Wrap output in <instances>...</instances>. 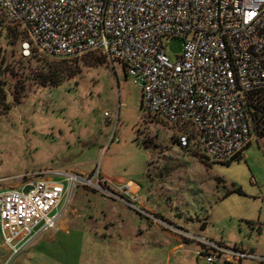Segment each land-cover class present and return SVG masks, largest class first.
Returning a JSON list of instances; mask_svg holds the SVG:
<instances>
[{
  "label": "rangeland",
  "instance_id": "374dc122",
  "mask_svg": "<svg viewBox=\"0 0 264 264\" xmlns=\"http://www.w3.org/2000/svg\"><path fill=\"white\" fill-rule=\"evenodd\" d=\"M22 41L3 42L0 191L20 189L37 174L96 169L110 189L75 188L53 212L66 208L57 230L12 264H206L200 239L256 258L241 264H264V138L225 164L204 161L194 149L186 154L176 127L143 114L140 90L120 66H91L98 53L20 57ZM181 48L173 40L165 51L174 61ZM41 62L68 79L41 85ZM64 220L67 231L60 230Z\"/></svg>",
  "mask_w": 264,
  "mask_h": 264
},
{
  "label": "built area",
  "instance_id": "2783aa9c",
  "mask_svg": "<svg viewBox=\"0 0 264 264\" xmlns=\"http://www.w3.org/2000/svg\"><path fill=\"white\" fill-rule=\"evenodd\" d=\"M0 13L20 28V57L98 53L120 66L143 114L176 127L178 147L208 162L243 159L264 138V0H0ZM173 40L182 43L174 61L165 51ZM109 183L96 169L37 174L0 191V264L57 230L66 208L53 212L75 188L108 192ZM200 241L206 264L256 259Z\"/></svg>",
  "mask_w": 264,
  "mask_h": 264
},
{
  "label": "trees",
  "instance_id": "16d2710c",
  "mask_svg": "<svg viewBox=\"0 0 264 264\" xmlns=\"http://www.w3.org/2000/svg\"><path fill=\"white\" fill-rule=\"evenodd\" d=\"M7 19L2 15L0 16V102L5 100L4 93V84L1 82L3 80V76L6 73L5 68V50H3V42L12 41L15 43L17 40L22 39L21 33H19L15 27L11 26V23L6 21ZM9 24H8V23ZM37 58L36 56H31ZM30 58V57H29ZM105 63V59L102 56H98V58H94L91 66L97 67L103 65ZM38 74H39V83L41 85H60L64 80L68 79L67 76L61 69H56L52 66V64L47 62H41ZM241 159H236L233 161H239ZM232 162V161H231ZM240 193V191H239Z\"/></svg>",
  "mask_w": 264,
  "mask_h": 264
},
{
  "label": "crops",
  "instance_id": "0c3cea01",
  "mask_svg": "<svg viewBox=\"0 0 264 264\" xmlns=\"http://www.w3.org/2000/svg\"><path fill=\"white\" fill-rule=\"evenodd\" d=\"M175 136H176V133H175ZM177 145V144H176ZM177 147H178V145H177ZM179 148V147H178ZM179 149H181V148H179ZM191 149H194V148H192V147H190V148H188V149H181V150H183L186 154H189L190 153V150ZM195 150V149H194ZM200 158H201V156H200ZM202 159V158H201ZM205 161V160H204ZM18 185V184H17ZM14 186V185H13ZM68 214L70 215V213L68 212ZM61 227H60V230L61 231H67L68 230V224H69V221L68 220H64V221H62L61 222ZM217 245H219V244H217Z\"/></svg>",
  "mask_w": 264,
  "mask_h": 264
},
{
  "label": "water",
  "instance_id": "95a60500",
  "mask_svg": "<svg viewBox=\"0 0 264 264\" xmlns=\"http://www.w3.org/2000/svg\"><path fill=\"white\" fill-rule=\"evenodd\" d=\"M28 190H29V187H26V188L24 189V193H26Z\"/></svg>",
  "mask_w": 264,
  "mask_h": 264
}]
</instances>
